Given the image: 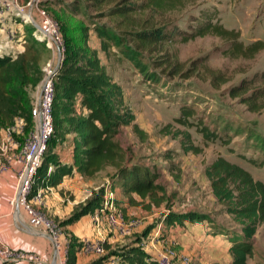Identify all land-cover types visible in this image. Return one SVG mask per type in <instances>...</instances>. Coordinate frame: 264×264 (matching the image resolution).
Instances as JSON below:
<instances>
[{
  "label": "rangeland",
  "instance_id": "1",
  "mask_svg": "<svg viewBox=\"0 0 264 264\" xmlns=\"http://www.w3.org/2000/svg\"><path fill=\"white\" fill-rule=\"evenodd\" d=\"M92 1L42 0L41 5L58 23L64 46L80 48L83 60L78 62L79 65L86 66L89 59L98 60L109 80L118 86L123 107L131 111L134 123L144 131L146 136L141 139L132 132L130 126L124 125L115 139L125 151L130 164L158 174V182L165 193L161 203L164 207L159 209L157 215L159 222L163 220L166 210L169 211L168 216L177 218L175 221L187 219V216L179 218L180 212L190 210L189 220L211 222L214 233L217 237L222 235L221 239L226 241L229 249L235 238L242 235L241 227L225 212L224 204H219L209 194L204 168L220 156L264 182V112H250L239 98H232L228 94L230 87L264 71V49L251 59L232 58L225 54L229 44L219 37L206 35L182 41L177 30L188 32L191 25H196L195 19L207 14L211 15L213 23L218 21L225 28L238 31L239 41L243 44L264 41V0H194L193 5L176 15L175 21L164 29L167 39L160 52L137 53V59L151 78L145 77L139 67L114 46L108 34H118L114 30V21L101 17L92 6ZM127 37L123 36V39L129 42ZM42 47L41 68L51 60L53 65H58L53 51L44 44ZM65 51L66 47L64 54ZM174 61L179 64L177 72L170 66ZM61 68L62 65L58 69L56 84ZM207 69L223 74L228 81L218 88L213 87ZM39 84L31 89V109L39 96ZM81 97L75 94L60 100L58 117L61 124L48 143L34 188L42 190L56 180L57 176L52 174L54 171L58 174L62 171V174L69 173L67 165L62 164L63 151L65 149L71 154L77 146L80 149V134L69 133L72 124L68 120L78 121L86 116L80 104ZM187 107L194 113L189 118L192 126H182L176 122L181 111ZM196 124L205 125L218 138L203 139ZM28 126L30 128L31 123ZM176 131L182 134L176 135ZM186 133L189 135L188 140L184 137ZM63 142H66L65 146ZM183 143L196 146L200 152H185ZM74 153L75 150L72 153L73 162ZM109 173L107 169L93 179L84 178L92 182L93 188H98L92 189V194L77 209L84 205L85 211L93 214L91 205L101 200L107 183L104 187L101 184L107 180ZM120 183L116 179L113 187L120 188ZM139 231L124 235V238L141 241L146 235L137 234ZM224 251L225 244L217 246V254L223 256ZM252 251L248 264H264V223L257 228ZM137 254L135 250L132 252L134 257Z\"/></svg>",
  "mask_w": 264,
  "mask_h": 264
},
{
  "label": "trees",
  "instance_id": "2",
  "mask_svg": "<svg viewBox=\"0 0 264 264\" xmlns=\"http://www.w3.org/2000/svg\"><path fill=\"white\" fill-rule=\"evenodd\" d=\"M19 1L26 3L28 0ZM92 2V6L98 10L101 17L114 21L116 27L114 30L118 31V34L108 33L114 46L120 49L126 59L139 67L145 77L151 78L137 59V53L160 52L163 42L167 39L164 29L175 21L176 15L185 11L189 5H193L194 0H93ZM211 19V15L205 14L195 19L196 25H191L188 32L183 30L177 32L181 34L182 41L206 35L219 37L229 44L225 54L232 58L251 59L264 49V41L256 40L243 44L239 41L238 31L227 29L218 21L213 23ZM32 29L31 26L24 28L28 37L22 54L17 57L0 55V126L2 127L10 124L16 116L22 117L27 125L31 123L32 100L27 95V88L38 85L43 75L40 66L43 43L30 39ZM123 36H128L129 42L123 39ZM65 47L67 52L65 51L64 54L59 81L57 84L55 81L54 133L61 124L58 117L60 100L80 94L82 96L80 104L87 114L78 121L68 120L72 124L69 133H79L81 137L80 149L78 146L75 149L73 165L86 179H93L109 169L110 173L107 175L109 180L118 178L126 194L135 193L141 199L136 202L129 197V203L141 205L146 210L152 206H159L165 199V193L158 182V174L130 164L125 151L115 139L120 127L124 125L130 126L132 132L139 138L144 139L146 136L134 123L131 111L123 107L118 86L109 80L98 60L89 59L86 66L79 65L78 62L83 60L80 48L68 47L66 44ZM170 66L177 72L179 66L177 61ZM207 72L211 85L215 88L228 81L219 72L215 73L210 69H207ZM228 94L232 98H239L248 111L264 112V71L250 80H243L230 87ZM193 115V110L187 107L181 111V116L176 122L182 126H192L193 123H190L189 118ZM195 126L203 139L218 138L216 133L205 125ZM177 134L182 133L177 132ZM184 137L189 139L187 133ZM182 148L185 152L191 151L195 154L200 152L190 143H183ZM62 172L61 174L56 172L57 179L51 183L52 185L59 182ZM204 175L210 184L212 196L219 204H224L225 212L241 227L242 235L236 237L228 249L230 264H247L248 258L253 253L254 235L257 228L264 223V182L253 178L250 172L238 164L220 156L205 166ZM34 186L33 190H38ZM101 200L91 205L92 211L99 207ZM83 206L74 209V218L88 214ZM190 214H187V218H190ZM170 217L173 220L177 219ZM179 218L183 217L179 216Z\"/></svg>",
  "mask_w": 264,
  "mask_h": 264
},
{
  "label": "crops",
  "instance_id": "3",
  "mask_svg": "<svg viewBox=\"0 0 264 264\" xmlns=\"http://www.w3.org/2000/svg\"><path fill=\"white\" fill-rule=\"evenodd\" d=\"M24 28L25 26L18 28L20 35L23 36L21 41L13 42V44L7 41L5 31L0 28V55L17 57L23 53L27 45L25 38L28 35ZM31 89L33 88H27L29 97L32 95ZM28 129L29 126L25 128L24 134L16 137V140H22ZM63 145L65 146L66 142H63ZM64 151L62 164L67 165L69 173L63 174L56 185H46L42 191L44 192L45 211L72 238L68 264H158L161 253L171 254L177 264H230L226 241H222L220 234L217 237L211 227V222L189 220V218L175 221L168 216L169 211L167 210L163 214V220L159 222L157 215L159 216V209H162L164 204L157 207L152 206L146 210L141 205L129 203V197L136 202L141 199L135 193L126 194L121 186L120 188L113 187L118 178L112 181L106 178L107 180L101 185L107 183L105 186H112L115 192L116 208L122 211L127 218H139L141 223L133 232L141 229L137 234L142 236L143 233L146 237H142L141 241L124 238L109 229L105 223L96 224L92 219L93 214L88 213L74 218V209L85 202L92 194V189L98 187L93 188L92 182L86 181L87 179L85 180L73 165V151L71 154L65 149ZM18 169L17 161L11 160L8 169L0 174V245L36 253L44 263H52L56 252L49 237L32 229L27 224L26 216L18 207L11 209L9 206V200L15 191ZM52 174L56 175V171ZM208 192L211 194L210 184ZM145 202L147 203L148 200ZM97 209L98 207L94 211ZM189 212L192 211L187 210L180 213L181 216H187ZM161 230L164 233L159 236ZM83 238L102 240L105 248L104 255L98 257L80 252L79 242ZM221 244H225L223 256L216 252L217 246ZM134 250L138 252L137 257L132 255Z\"/></svg>",
  "mask_w": 264,
  "mask_h": 264
},
{
  "label": "built area",
  "instance_id": "4",
  "mask_svg": "<svg viewBox=\"0 0 264 264\" xmlns=\"http://www.w3.org/2000/svg\"><path fill=\"white\" fill-rule=\"evenodd\" d=\"M42 0H0V28L5 31L7 41H21L18 28L33 27L31 37L43 43L56 55L58 65L48 61L42 68L39 84V96L31 110V126L20 141L18 135L25 133L27 123L20 116L0 129V174L8 169L11 160L17 161L16 186L9 200L11 209L18 207L26 216L27 224L43 233L53 243L56 252L55 264H68L71 238L45 211L44 192L34 191L35 178L41 166L47 146L54 133L53 107L55 102V81L58 69L64 59V40L58 23L41 6ZM35 24V26H34ZM60 55V56H59ZM112 187L105 186L102 200L92 219L96 224L105 223L109 229L119 235L133 232L141 223L139 218H127L116 208ZM20 221V218H19ZM79 251L93 256H103L105 248L100 239L83 238ZM44 261L32 252H25L0 245V264H41ZM158 264H177L169 253H161Z\"/></svg>",
  "mask_w": 264,
  "mask_h": 264
},
{
  "label": "water",
  "instance_id": "5",
  "mask_svg": "<svg viewBox=\"0 0 264 264\" xmlns=\"http://www.w3.org/2000/svg\"><path fill=\"white\" fill-rule=\"evenodd\" d=\"M34 26H35V24H34ZM60 56V55H59ZM56 263V257H55V259H53V261H52V264H55Z\"/></svg>",
  "mask_w": 264,
  "mask_h": 264
}]
</instances>
